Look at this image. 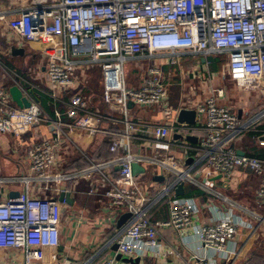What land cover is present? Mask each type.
Instances as JSON below:
<instances>
[{
    "label": "built area",
    "instance_id": "2783aa9c",
    "mask_svg": "<svg viewBox=\"0 0 264 264\" xmlns=\"http://www.w3.org/2000/svg\"><path fill=\"white\" fill-rule=\"evenodd\" d=\"M10 14L16 15L9 23L15 36L49 46L48 94L62 108L50 116L24 89L30 105L20 107L8 88L0 85L1 133L22 137L43 121L53 127L49 137L29 147L23 173L0 176V253L8 256L13 250L22 255L23 264L44 261L47 251L61 244L67 202L59 200L64 191L59 185L87 179L90 193L100 192L111 207L131 214L114 241L122 257H133L141 245L147 254L161 256L164 264L236 263L246 243L264 225V159L247 152L238 155L237 139L252 131L256 120L264 117V108L244 120L222 103L225 90L214 87L196 105V114L204 115L203 121H179L169 101L164 66L178 64L185 54L226 55L222 73L239 90L253 93L263 103L264 0H30L16 9L0 7L1 20ZM131 59L147 62L139 87L126 82V63ZM92 67L101 69L103 100L122 114L125 132L105 131L101 123L109 116L92 109L89 97L81 92L83 77ZM130 104L161 106L163 122L134 121ZM76 129L89 135L111 133L110 150L124 148L127 152L96 158L75 141ZM197 132L202 135L192 145L189 137ZM142 147L151 153L140 152ZM69 149L81 152L87 164L63 171L61 154ZM189 151L204 163L197 173L177 157L179 152ZM135 162L173 179L161 186L145 184L133 172ZM240 171L259 178L256 208L208 181L218 174L233 188ZM181 182L201 189L205 200L177 195ZM12 184L20 185L19 195L2 198L1 189ZM162 199H167L169 217L154 220L150 211ZM167 230L174 231L177 240L168 239ZM115 258L107 257L99 264H114Z\"/></svg>",
    "mask_w": 264,
    "mask_h": 264
},
{
    "label": "crops",
    "instance_id": "0c3cea01",
    "mask_svg": "<svg viewBox=\"0 0 264 264\" xmlns=\"http://www.w3.org/2000/svg\"><path fill=\"white\" fill-rule=\"evenodd\" d=\"M29 1L0 0V7L3 9H16L26 6ZM15 17L16 15L10 14L7 19H0V85L5 86L8 90L12 85H19L21 89L29 91L31 96L36 97L46 114L54 116L55 110L58 107L62 108V105L48 94L49 79L46 65L49 46L42 42L27 43L15 36L9 25L10 20ZM15 49L18 50L15 51ZM19 49H22V51H19ZM216 57L218 61L223 58L220 69H212L210 62L209 65L206 64L208 58L193 54L181 56L178 64H166L164 66L165 82L169 87V101L172 107L176 109V116L178 118L180 114L179 110L183 107L184 109L194 110L197 113L196 105L207 98L214 87H218L216 83L219 84V81H216V79L218 77L225 79L222 75H219L220 72L222 74V68L226 63L227 56ZM146 65L147 62L142 60L131 59L127 61L126 76L127 70L133 69L135 71L134 78L130 79L129 85L134 87L141 85L143 67ZM215 73L219 75L215 76ZM97 81L101 88L100 95H94L86 88H82L81 92L89 97L92 109L100 110L109 116V118L101 123L105 131L115 133L125 132L126 125L122 114L118 110H113L103 100L104 86L101 73H99ZM223 89L225 90V96L222 98V103L232 107L244 120L258 115L260 111L256 110L257 112H255L254 110L260 105V99L253 93L243 92L244 94L238 95L231 93L226 88ZM31 90L34 94L31 93ZM42 94H46L52 99L47 105H43L40 101ZM252 94L254 95V101L251 99ZM237 96L238 98L236 99ZM234 97L236 100H233ZM94 102H97V104ZM161 109V106L138 107L130 104L129 114L130 118L136 122L159 124L163 122ZM196 118H198V121H203L204 115L196 114L195 120ZM261 119L256 120L251 131L261 132L262 135L260 137L264 136V121H260ZM195 122L189 123L194 124ZM52 129L53 127L49 122L43 121L34 125L22 137L0 132V176L7 177L23 173L28 165L27 153L29 147L40 138L49 137L52 134ZM200 133H194L195 135L192 136L196 140L189 139L192 145H197V136L202 135ZM249 133L237 139L238 147L247 153H249L248 151L253 145L259 144V138L256 139ZM73 137L80 146L85 147L96 158H109L111 156L124 155L127 152L124 148H119L115 152L110 150L114 137L111 133L89 135L85 131L82 132L76 129ZM176 137L178 138L179 136L177 135ZM138 150L142 153H151L149 148L142 147ZM61 155H63L62 158L64 159L61 166L63 171L77 170L87 164L86 158L77 149H69L68 152L63 151ZM177 157L183 161L185 167H193V173H197L204 168V163L198 162L196 153L192 151L186 154L179 152ZM161 172L157 168L147 167L145 172L138 174L140 180L145 184L161 186L168 184L173 179V177H167L164 175V172ZM239 173L242 175L235 178L232 183L234 185L233 188L228 187L227 182L218 174L212 178L210 177L212 180L209 179L208 181L242 204L256 208L255 191L259 185V178L250 175L249 171H240L237 175ZM155 176H163L164 179L156 180ZM189 185L185 184V193L186 187ZM90 187V181L87 179L67 180L59 185L61 190L64 189V191L70 192L74 203L72 205L67 203V206L63 207L64 216L61 227V244L57 249L47 251L45 260L38 264H63L67 260L72 261L73 264H99L107 257H116L114 264H164V259L161 256L156 257L153 253L147 254L146 249L144 246L141 247V245L137 254L133 257L118 258L119 254L118 250L114 249V241L120 232L121 228L118 226V223L122 215H124L125 210L114 209L100 192L90 193ZM20 188V185L17 184L5 186L4 189H1L2 198L10 197L12 191H18ZM196 198L205 200V195H200ZM150 216L154 220L168 218L169 205L167 199L158 201L152 207ZM261 234L262 236L264 235V225L262 226ZM165 235L172 241L177 240V234L172 230H167ZM7 255L3 256L0 253V264H23L22 255L14 254L13 250H9ZM9 255H15V257L11 258ZM227 264H231V261L227 262Z\"/></svg>",
    "mask_w": 264,
    "mask_h": 264
},
{
    "label": "rangeland",
    "instance_id": "374dc122",
    "mask_svg": "<svg viewBox=\"0 0 264 264\" xmlns=\"http://www.w3.org/2000/svg\"><path fill=\"white\" fill-rule=\"evenodd\" d=\"M220 61H223V58L220 59ZM78 73H80V71ZM99 73H101V69L99 67L89 68V70H87L86 76L83 77V82L82 84H80V87L89 89L94 95H97V96L100 95L101 88L99 87V84L97 81ZM217 73H215V76L219 75ZM134 74H135V71L133 69L127 70V76H126L127 84H130V79L134 78ZM221 75L225 79H222L221 77H218L216 79V81H219V84L216 83L218 87H223V88L228 89L231 93L242 95L244 91L239 90L237 86L235 85V83L229 77L227 76L224 77L226 74H223V73L221 74L220 72L219 76ZM237 98L238 96L236 97V99ZM236 99L235 97L233 98V100H236ZM251 99L252 100L254 99L253 94H252ZM94 103L97 104V102H94ZM258 107L254 110L255 112H257L256 110L261 111V109L264 108V101L262 103V100H260V105H258ZM260 121H264V118H262ZM258 141H259L258 145H260L261 150H263L264 146L262 145H264V136L259 137ZM263 236L260 231L259 233L255 234V237H253L246 243V246H244L243 248L242 255L238 258L236 264H264V240H263L264 237Z\"/></svg>",
    "mask_w": 264,
    "mask_h": 264
},
{
    "label": "water",
    "instance_id": "95a60500",
    "mask_svg": "<svg viewBox=\"0 0 264 264\" xmlns=\"http://www.w3.org/2000/svg\"><path fill=\"white\" fill-rule=\"evenodd\" d=\"M16 50H18V49H15V51ZM19 51H22V49H19ZM9 92H10V94L12 96L13 101L18 106H20V107H28L30 105L29 99L26 96L23 95V91H22V89L20 88L19 85H17V84L12 85L9 88ZM31 93H33L32 90H31ZM195 116H196V112L194 110L183 109V110L180 111L179 121H182V122L186 121V122L193 123L195 121ZM189 139L190 140H196L194 137H189ZM237 153H238V155L243 156V155L246 154V151L240 148V149H238ZM132 168H133V172L135 174L146 171V168L143 165H141V164H139L137 162L133 163ZM155 179L156 180H160V179L162 180L164 178H163V176H155ZM176 193L179 196H184L185 195V183L184 182H181L179 184V186L176 189ZM18 195H19V191H12L10 193V197H16ZM59 200L61 202L65 200L70 205H72L74 203V200L71 198V194H70L69 191L61 192V194L59 195ZM130 216H131L130 213H125L124 215H122V217H121V219H120V221L118 223V226L120 228H122L124 226V224L126 223V221L129 219ZM114 249L118 250V244L117 243H115ZM121 257H122V255L119 254L118 258H121Z\"/></svg>",
    "mask_w": 264,
    "mask_h": 264
},
{
    "label": "trees",
    "instance_id": "16d2710c",
    "mask_svg": "<svg viewBox=\"0 0 264 264\" xmlns=\"http://www.w3.org/2000/svg\"><path fill=\"white\" fill-rule=\"evenodd\" d=\"M221 56L222 55H219V57H221ZM208 61L210 62L212 69H218V68L220 69L222 61H218L217 57H208ZM64 98H67V97H64ZM51 100L52 99L50 98V96H48L46 94H44V95L42 94V96L40 97V101L43 105H47V103ZM98 106H100V105H98ZM100 107H102V106H100ZM249 134L256 139H258L262 135L261 132H250ZM260 147L261 146L258 144L253 145L252 148H250L248 151L249 154L264 159V149L261 150ZM200 195H203V191L201 189L196 188L194 186H190V185L188 187H186V193L184 195L185 197H197Z\"/></svg>",
    "mask_w": 264,
    "mask_h": 264
}]
</instances>
